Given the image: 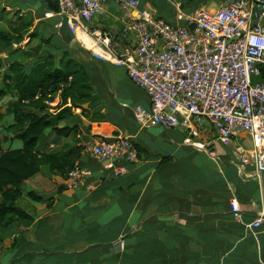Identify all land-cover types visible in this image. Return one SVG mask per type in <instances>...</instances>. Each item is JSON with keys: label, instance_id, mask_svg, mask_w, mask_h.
<instances>
[{"label": "crops", "instance_id": "1", "mask_svg": "<svg viewBox=\"0 0 264 264\" xmlns=\"http://www.w3.org/2000/svg\"><path fill=\"white\" fill-rule=\"evenodd\" d=\"M139 1L140 9L164 21L153 8L156 0ZM172 1L188 3L191 13L199 7L216 10L225 0ZM21 2L22 8L5 5L0 19H31L29 32L38 30L50 38V45L55 42L60 49L73 50L76 59L94 63L92 84L99 105L72 109L57 123L58 128H70L68 134L49 129L39 144L40 150L58 156L74 150V165L88 172L92 189H68L66 174L41 169L25 182L17 202L32 222L24 226L15 221L0 241V255L11 253L9 264H264V223L251 227L254 220H264V173L257 175L238 162V155L252 147L248 136L222 140L205 131L203 142L194 140L207 146L203 151L186 145L187 136L180 130L141 126L133 109L148 110L150 101L124 68L93 59L76 42V36L83 38L79 30L68 43L71 32L57 28L60 18L48 15L54 12L46 10L44 0ZM83 25L107 31L124 47L122 12L114 0H106L102 14ZM59 103L57 94L51 113L59 111ZM97 107L105 119L96 118ZM118 137L129 138L139 149V160L123 164L127 172L121 176L103 170L83 152L87 143ZM235 142L246 147L236 151ZM26 192L41 201L31 200ZM232 200L241 211L238 219L231 212Z\"/></svg>", "mask_w": 264, "mask_h": 264}, {"label": "built area", "instance_id": "2", "mask_svg": "<svg viewBox=\"0 0 264 264\" xmlns=\"http://www.w3.org/2000/svg\"><path fill=\"white\" fill-rule=\"evenodd\" d=\"M55 1L58 11L48 15L60 18L57 28L66 26L73 36L79 30L83 38L76 36V42L93 59L123 67L144 90L149 109H133L141 126L183 130L185 144L203 151L207 146L194 141L198 128L207 126L222 140L245 134L252 147L238 155V162L264 173V0H225L216 10L199 7L191 13L168 0L175 9L171 23L140 9L139 0H114L122 12V49L107 31L83 25L102 14L106 0ZM83 152L115 176L127 172L123 164L139 160L127 137L87 143ZM88 177L74 165L66 186L90 190ZM230 207L240 218L238 203L232 200ZM263 223L258 218L251 227Z\"/></svg>", "mask_w": 264, "mask_h": 264}, {"label": "trees", "instance_id": "3", "mask_svg": "<svg viewBox=\"0 0 264 264\" xmlns=\"http://www.w3.org/2000/svg\"><path fill=\"white\" fill-rule=\"evenodd\" d=\"M44 3L47 11H58L55 0H44ZM180 4L182 11L190 12L188 3ZM32 26V20L27 19L11 30L0 28V55L6 56L5 60L0 57V102L9 98L5 113L0 112V241L8 235L15 221L24 226L32 222V217L17 205L25 182L37 175L41 167L60 175L74 167L77 158L74 150L64 156L40 150L45 132L50 129L57 135H66L70 128H58L57 123L71 115L72 109H81L83 104L89 108L99 105L92 84L94 63L76 59L73 50L67 48L60 54L53 52L60 48L50 45V38L39 34L38 30L29 32ZM26 36L27 44L32 40L38 43L24 50L22 43ZM72 38L71 34L68 43ZM57 94L59 111L53 114L49 103ZM100 109L95 108L94 114L98 119H105ZM107 110L112 112V107ZM5 118L9 121L7 124ZM10 139L19 140L22 148L4 151L3 143ZM25 194L33 201H41L33 192Z\"/></svg>", "mask_w": 264, "mask_h": 264}, {"label": "rangeland", "instance_id": "4", "mask_svg": "<svg viewBox=\"0 0 264 264\" xmlns=\"http://www.w3.org/2000/svg\"><path fill=\"white\" fill-rule=\"evenodd\" d=\"M22 0H0V14L1 12L4 13V11H2L4 8H5V5H10L11 7H24V6H21ZM29 1H32V0H29ZM21 8H17V9H21ZM153 8L155 9V12L157 11V15H159L165 22H174L175 21V9L170 5L168 4L166 1L164 0H156V3L153 5ZM17 9H13V11L15 12H18ZM6 15H9L8 13H6ZM14 14L11 13V16H13ZM15 17V16H14ZM17 17V15H16ZM0 28H4L6 30H11V28L13 26H16L19 24L18 20H11V21H8L7 18L5 17L4 19H0ZM28 42V38L26 36V39L25 41L22 43V47L24 50L26 49H30L32 46H35L37 44V40H32L31 43L27 44ZM28 45V47H27ZM54 46L57 48L58 47V44L54 42ZM50 48H54L53 46H49ZM14 49L17 48V46H13ZM65 51V49H57L55 50V52L57 53H61ZM1 58H3L5 60V54H1L0 55ZM1 74V73H0ZM9 103V98H5L3 101L0 102V112L1 113H5V110H6V107H7V104ZM5 124H7L9 121L7 120V118H5ZM0 129H2V125H0ZM182 132H184V136L186 135V132L183 131V130H180ZM205 131H212L209 127H204V128H201L199 129L198 128V132L200 134V138L197 137V138H194V140H198V141H201L203 142L204 141V138H203V135H204V132ZM14 140V139H13ZM12 142H8L9 140H7L6 142L3 143V147L4 148H12V149H18V148H22V143L19 141V140H14ZM11 141V139H10ZM177 142H179L178 140H176ZM237 146V147H236ZM243 147H246L245 144H240L238 143L237 145V142H235L233 144V148H235L236 151H241L243 150L242 148ZM45 167H41V169L43 170ZM13 255V254H12ZM11 256V253H8V252H4L2 255H0V264H9V263H12L11 260L8 262V259L9 257ZM14 264H18L17 262H15Z\"/></svg>", "mask_w": 264, "mask_h": 264}, {"label": "water", "instance_id": "5", "mask_svg": "<svg viewBox=\"0 0 264 264\" xmlns=\"http://www.w3.org/2000/svg\"><path fill=\"white\" fill-rule=\"evenodd\" d=\"M263 73H264V69H263ZM264 76V75H263Z\"/></svg>", "mask_w": 264, "mask_h": 264}]
</instances>
